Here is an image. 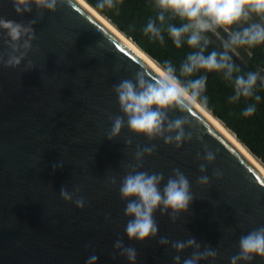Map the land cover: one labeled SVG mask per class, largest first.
<instances>
[{"label":"water","instance_id":"95a60500","mask_svg":"<svg viewBox=\"0 0 264 264\" xmlns=\"http://www.w3.org/2000/svg\"><path fill=\"white\" fill-rule=\"evenodd\" d=\"M0 17L37 21L20 65L0 63V264H86L92 255L97 264H131L114 248L117 239L136 249L135 264H175L176 255L183 264L194 249L177 253L171 242L191 237L201 251L204 246L219 251L199 264H230L239 238L264 226V174L198 107L191 114L169 112L170 119L188 115L196 128H185L193 139L178 149L126 125L107 139L110 117L124 115L114 86L141 70L151 79L156 68L80 0H64L55 12L32 5L24 14L14 11L12 0H0ZM10 51L0 38L5 60ZM152 145L154 153L137 161V148ZM205 145L218 150L213 163L202 159ZM61 162L62 168H53ZM136 164L138 171L163 173L161 188L179 168L195 197L175 222L157 210L158 235L144 241L127 237L128 201L119 193L127 166ZM217 170L220 177L213 175ZM201 175L209 177L208 185L197 183ZM62 187L70 193L78 188L85 206L65 201ZM160 237L170 244L160 245ZM239 264H264V257Z\"/></svg>","mask_w":264,"mask_h":264},{"label":"clouds","instance_id":"9594fccd","mask_svg":"<svg viewBox=\"0 0 264 264\" xmlns=\"http://www.w3.org/2000/svg\"><path fill=\"white\" fill-rule=\"evenodd\" d=\"M12 2L14 11L17 14H24L32 11V5L37 9L55 12L58 4L64 0H12ZM117 3H123V0H97L95 7L99 10L112 9ZM154 4L159 10L156 19L160 26L156 20L149 19L143 29L144 33L163 43V32L166 31L176 48H181L186 43L195 51L189 53L180 64L179 75L170 61H164L156 65L155 72L152 71L155 75L151 79L141 70L135 73L134 79H124L115 85L113 90L117 94L120 110L124 115L110 117L112 127L106 138L112 140L118 137L126 125L132 132L143 134L149 140L163 139L165 144H174L178 149L184 142L193 139L192 132H186L185 128H195V125L188 115L170 119L169 112L191 114L197 105L203 109L208 107V97L204 95L207 76L201 75L196 79L187 80H182L181 77H191L201 70L222 72L224 78L234 84L235 94L230 97L231 101H238L241 97H253L258 82L264 87V76L259 72L249 71L234 76L240 69L231 54L234 49L242 46L254 48L264 45V0H154ZM166 14H169L170 18H178L182 23L179 25L167 23L165 28ZM254 17H258L259 21L255 22ZM36 22L30 20L27 24H22L0 17V29L5 30L0 33V38H3L11 49L6 60L4 55L0 54V63L5 67L20 65L27 55L35 39L33 25ZM218 29H223L227 33V38L221 45L223 50L207 52L211 43L208 33H215ZM99 46L104 47L103 42H99ZM28 67H32L30 60ZM260 99L259 95H255L256 101ZM255 111V105H249L242 114L251 116ZM197 139L202 137L197 136ZM126 143L130 145L132 141L129 139ZM155 147V145L143 149L138 147L135 152L136 160H142L145 154H153ZM204 151L202 159L209 164L213 163L218 150L213 152L205 145ZM197 159H201L199 153ZM62 167V162L53 165L54 169ZM127 167L129 170L119 187L121 198L128 201L124 214L130 219L126 223L125 233L130 240L144 241L156 238L159 225L154 214L159 210L161 215L168 214L171 221L175 222L181 213L188 212L195 198L191 183L179 168H174L172 175L161 188V183L165 179L163 173L138 171L139 164ZM199 170L201 173L206 172L205 165L201 164ZM213 175L220 177L222 173L217 170ZM110 183L116 184L115 177L110 179ZM197 183L208 185L209 177L201 175ZM78 193V188L71 193L63 187L60 189V195L65 201L74 202L76 207L83 208L85 201ZM158 243L169 245L170 241L166 237H160ZM171 247L177 253L189 248L194 249L190 257L183 260V264H199V261L209 257L216 258L219 254L218 249L210 246H204L201 251V244L195 237L183 242H171ZM114 248L131 264H135L137 251L134 247L125 246L122 239H117ZM257 256L264 257V226L239 238V252L230 258V264L252 262ZM113 258L115 259V256ZM97 260L98 257L92 255L86 264H97ZM173 260L175 264H181L180 255L174 256Z\"/></svg>","mask_w":264,"mask_h":264},{"label":"trees","instance_id":"16d2710c","mask_svg":"<svg viewBox=\"0 0 264 264\" xmlns=\"http://www.w3.org/2000/svg\"><path fill=\"white\" fill-rule=\"evenodd\" d=\"M98 12L107 17L120 31L131 38L143 51L151 56L158 64L170 61L177 69L179 75L180 64L186 56L195 51L186 43L181 48H176L167 32H163L164 42L153 38L150 34L146 35L143 31L149 19L156 20L158 9L155 7L154 0H123L117 3L115 8L103 10L95 6L97 0H86ZM167 23L179 25L182 23L178 18H170L166 14ZM211 43L207 52L217 50L222 51V47L209 38ZM251 56L246 60L245 66L236 65L240 69L238 74H246L249 71L258 72L259 68L264 67L263 45L250 48ZM206 52V54H207ZM201 75L207 76V88L204 95L208 97L207 109L219 118L223 124L229 128L240 142H242L252 154H254L264 164V87L259 82L251 98L241 97L238 101H231L230 97L235 94L232 81L224 78L222 72H205L203 70L193 74L191 77H181L182 80L196 79ZM255 95L261 99L255 100ZM249 105H255L256 111L251 116H244L243 110Z\"/></svg>","mask_w":264,"mask_h":264},{"label":"bare ground","instance_id":"6f19581e","mask_svg":"<svg viewBox=\"0 0 264 264\" xmlns=\"http://www.w3.org/2000/svg\"><path fill=\"white\" fill-rule=\"evenodd\" d=\"M85 6H87L93 13H95L101 20H103L112 30H114L127 44H129L136 52H138L145 60H147L154 68L158 64L148 54H146L139 46H137L130 38H128L123 32L119 31L117 27L108 20L104 15L97 12L93 7L86 3L84 0H80ZM197 107L218 127L220 128L230 140L248 157V159L264 174V164L256 158L246 147L242 144L234 133L229 130L223 122L217 119L208 109H203L197 105Z\"/></svg>","mask_w":264,"mask_h":264},{"label":"rangeland","instance_id":"374dc122","mask_svg":"<svg viewBox=\"0 0 264 264\" xmlns=\"http://www.w3.org/2000/svg\"><path fill=\"white\" fill-rule=\"evenodd\" d=\"M253 20L255 22H258L259 18L254 17ZM208 36L209 38L213 39L221 46L222 42L227 38V33L223 29H218L215 33H208ZM231 54L233 55V59L235 62H237L241 66H245L246 60L251 56V51L246 46H242L234 49ZM263 58H264V45H263ZM258 72L261 74V76H264V67L259 68Z\"/></svg>","mask_w":264,"mask_h":264}]
</instances>
